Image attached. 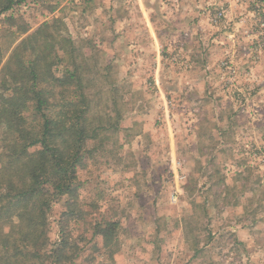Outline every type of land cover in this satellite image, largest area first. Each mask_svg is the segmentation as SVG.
Listing matches in <instances>:
<instances>
[{
    "label": "rangeland",
    "instance_id": "1",
    "mask_svg": "<svg viewBox=\"0 0 264 264\" xmlns=\"http://www.w3.org/2000/svg\"><path fill=\"white\" fill-rule=\"evenodd\" d=\"M45 18L85 55L96 108L119 114L78 172L66 264H264V0H24L0 42ZM98 220L119 223L107 246Z\"/></svg>",
    "mask_w": 264,
    "mask_h": 264
},
{
    "label": "trees",
    "instance_id": "2",
    "mask_svg": "<svg viewBox=\"0 0 264 264\" xmlns=\"http://www.w3.org/2000/svg\"><path fill=\"white\" fill-rule=\"evenodd\" d=\"M22 1L0 0V14ZM6 36L0 42V264H66L76 253L66 225L84 213L78 172L117 130L119 114L96 108L86 57L57 18ZM61 196V239L49 246L48 212ZM92 227L104 246L116 240L117 221ZM194 251L196 257L202 247Z\"/></svg>",
    "mask_w": 264,
    "mask_h": 264
},
{
    "label": "crops",
    "instance_id": "3",
    "mask_svg": "<svg viewBox=\"0 0 264 264\" xmlns=\"http://www.w3.org/2000/svg\"><path fill=\"white\" fill-rule=\"evenodd\" d=\"M46 19H47V18H45V20H46ZM40 23H41V22H40ZM40 23H39V24H40ZM39 24H37V25H39ZM37 25H35L34 27H31V29H34Z\"/></svg>",
    "mask_w": 264,
    "mask_h": 264
}]
</instances>
